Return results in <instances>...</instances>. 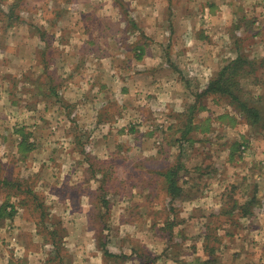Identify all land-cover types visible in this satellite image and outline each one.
I'll use <instances>...</instances> for the list:
<instances>
[{
    "label": "rangeland",
    "instance_id": "obj_1",
    "mask_svg": "<svg viewBox=\"0 0 264 264\" xmlns=\"http://www.w3.org/2000/svg\"><path fill=\"white\" fill-rule=\"evenodd\" d=\"M46 1L0 0V50L5 51L0 57V201L8 205L6 211H12L11 217L7 212L0 213V264L5 261L6 264L9 261L14 264H97L99 260L103 264H129L127 260L123 262L120 258L105 256L106 252L119 254L126 251L128 238L138 240L136 245L139 250L151 256L156 251L161 252L159 255L168 252L190 254L188 248L182 250L183 245L178 248L170 246L174 240L169 232L172 228L160 231L152 226L159 214H162L160 218L167 217V210L172 208L175 199L182 197L179 193L171 200L165 191V179L160 175V172L173 166L180 168V182L183 184L184 178L191 172L196 175L195 186H192L195 194H201L202 188L224 187L228 193L226 199L239 200L243 194L255 192L258 187L262 190V206L257 214L259 218L264 216V185L252 176L264 173V159L261 157V154L264 155V100L252 99V93L261 90V86H255L252 79L258 83L264 78V59L256 58L261 52L264 55V47L260 53L254 54V45L258 42L248 32H244L247 35L244 38L234 41L238 49L246 50L243 51L245 57L256 61L255 74L248 76L244 72L237 80L241 87L239 95L259 110L262 120L254 125L240 115L235 122L231 118L225 120L230 121L231 127H244L240 132L236 131V141L230 140L233 149L226 166L213 160L216 156L223 160L221 157L225 149L222 140L226 136L220 128L222 125L212 127L215 136L208 139L210 146H192L187 137L186 141L178 143V139L183 140L180 128L186 124L185 118L180 119V128L174 127L170 121L166 124L161 114L165 109L161 104L141 107L133 95H129L130 99L124 98L120 109L112 106L111 119L108 115L110 99L123 84L117 87L112 82L115 74L111 72L115 69L108 68V58L100 64L104 53L106 56L109 53L102 51L99 44H89L86 51L80 48L82 40L90 38V33L94 34L93 21H89L85 32L77 17L78 11L73 10L74 0H51L50 8ZM241 6L245 13L247 8L244 3ZM263 6L264 1L256 3L250 12L257 13ZM91 7H88L89 11H96L97 17L99 7ZM100 8L103 15L110 12L109 7ZM38 9L48 12H45L46 19H43L44 12L39 15ZM103 15L99 16L101 25L108 30L110 21ZM259 16L263 18L260 13ZM252 17L255 14L231 20V36L235 38L241 28L248 31ZM263 19L258 27L264 28ZM42 30L44 34L38 37ZM36 37L39 42L35 41ZM96 38L95 42L98 40L101 44L109 45L110 40L114 44L116 41L118 44L126 43L127 50L124 48L111 53H116L119 64L116 71L125 75L132 72L137 77L135 70L139 67L131 64L130 60H135L140 53L129 39L121 36L114 40L113 37ZM62 43L67 45L61 46ZM221 45L218 42L217 46ZM19 47L23 49L19 50ZM154 54L158 58L157 53ZM79 61L85 64L83 70L98 78L92 83L95 87L99 85V93L90 83L93 78H84L83 73L79 74L74 69ZM208 62L205 61L207 65ZM102 64L105 65L102 73L108 80H101L100 74H96ZM245 69L249 70L250 66L246 65ZM63 72L70 74L61 80ZM72 72L76 75L71 76ZM77 91H82V94ZM141 95L146 97L148 92ZM198 100H195L196 104ZM223 102L229 103L222 97L216 100L202 98L201 106L209 112L203 115L223 122L222 117L226 114ZM93 108L97 111L94 112ZM146 115L150 116L144 121L143 116ZM195 117L197 120L206 119L199 117V112ZM207 125L201 129H209ZM20 136L35 141L38 147L31 155L28 154L30 159H20V154L15 153L14 142ZM241 143L245 144L246 154L241 152ZM248 176L249 180L245 181L243 178ZM152 205L155 209L151 212L149 208ZM160 209H165V212L161 213ZM236 213L232 210L231 215ZM210 225L196 227L199 235L206 234L210 238L209 246L205 244L204 248L200 244L199 253L207 257L206 264L213 261L223 264L226 251H222L227 246L221 250L217 244H221L222 237H237L245 230L234 223L229 228H217L215 223ZM144 233L159 237L157 245L168 247L164 250L150 248L140 240L144 238ZM81 252L90 255L79 257ZM93 257L97 259L93 261Z\"/></svg>",
    "mask_w": 264,
    "mask_h": 264
},
{
    "label": "crops",
    "instance_id": "obj_2",
    "mask_svg": "<svg viewBox=\"0 0 264 264\" xmlns=\"http://www.w3.org/2000/svg\"><path fill=\"white\" fill-rule=\"evenodd\" d=\"M263 1L264 0H74L75 4L73 10L75 12L76 10L78 11L77 17L80 19L81 25L83 24L82 30L87 32L86 28L87 25L90 24L89 21H93L94 23V25H91L93 26L92 31L94 34L90 33V38L84 36L86 37V40H82L80 48L86 51V47L89 46V44L91 46L99 44L98 46L102 48V51H107V53H109V56H106V53H104L105 55H103L104 57L100 61V64L102 61L105 62L106 58H108V61H106L109 63L108 68L115 69L111 72L115 74L112 78V82L115 83L117 87L123 84L119 92L113 96V99H110L108 105V115L110 118L112 119V114L110 113L112 106L116 105L117 108L120 109V103L123 102L124 98L126 99L127 97L130 99L129 95H133V98H135L138 104H141V107L145 106L148 108L153 104H161L165 109L164 112L161 113L165 119V123L167 124V122L170 121L174 127L180 128L179 123L182 121L180 119L186 118L189 107L196 104L195 100L199 99L198 95L206 90L209 82L217 76L220 69L234 62L239 57H245L243 51L245 52L246 50L243 49L242 51L238 49L235 46L236 43L234 45V41H239L242 37L244 38L247 36L244 32H248L254 41L256 40L258 42V44L254 45V54H258L262 51L264 47V28L258 27L256 23H261L260 20L264 18V6L261 9L259 8L257 13H251L250 10L256 6V3L262 4ZM51 2V0L45 2L49 8ZM241 3H244L247 8L245 13L242 12L243 7L241 6ZM91 5L93 7H99V15L97 17L96 11H89L88 7L92 8ZM249 6L251 7L249 8ZM100 7H109L110 12L103 15ZM38 10H40L39 15H42L44 12L43 19H46L45 12H48L46 10ZM259 13L263 18L260 16L257 17ZM249 14H255V17H252V23L250 24L248 31H243L241 28L235 35V38L231 36V33H229V24L231 20H234L235 17L248 18ZM100 15L105 16V19L110 21V28L108 30L106 29V26L103 27L101 25ZM103 28L105 31H103ZM44 32L45 31L41 32L38 37H40L41 34H44ZM118 36L129 39L133 48H137L140 53L137 58H134L135 60H130L131 64H135L139 67V70H135L137 71V77H134V73L132 72H127V75H125L116 71L119 66L115 58L116 53L113 55L111 53L124 50V48L127 47L126 43L122 42L118 44L116 41L114 44L110 40L108 45L98 43V40L95 42L94 40L97 39L96 37H113L112 39L114 40L116 37L118 39ZM38 37L35 38V41L37 40V42L40 41ZM72 40L73 39H71L70 42ZM91 41L94 43L91 44ZM218 42L222 44L220 46L221 48L217 46ZM132 43H135V45ZM60 45L66 46L67 43H62ZM98 46H96V48ZM21 49H23V47H19V50ZM127 49L128 48H126V50ZM2 52L5 51L0 50V57L3 56ZM154 53H157L158 58H156V54ZM259 57L264 59L262 52L261 54H258L256 58ZM207 60L209 61L208 65L205 63ZM74 66V69L80 72L79 74L83 73L82 76H84V78H93V80H90L92 85V81L98 80V78L95 79V75L89 74L86 69L83 70L85 66L83 61H79V63ZM103 68H105V65H100L96 70V74H100L101 80L104 78L105 80H108L105 76L106 74L102 73L104 72ZM187 72H190L191 75H189V73L187 74ZM68 74L70 73L65 74L63 72L60 79H64ZM74 75H76V73L73 74L72 72L71 76ZM138 76L140 77L138 78ZM93 87L99 93V85L97 87L93 85ZM261 90L257 93H252V99L254 101L264 100ZM77 92H81L82 94V91ZM145 92H148L146 97L141 95ZM221 97L223 100L224 98L229 100L227 95H211L205 99L211 98L216 100ZM104 102L106 103V101ZM101 103L103 104V102ZM223 106H225L223 111L226 113L222 117L223 122H216L213 118H209L210 115H203L204 113L209 112L207 109L202 108L197 112H199V117H204L206 119L197 120L195 117L196 112L194 122L191 123L190 127L180 128V137H183V140L178 139V137H175V139H178V143H183V141L188 139L187 141L189 144L193 143L192 146H201L203 144L210 146L211 144L208 139L215 136L212 127H220L222 125L220 128L225 131L226 136L222 140L224 142L222 146H224L223 149H225L223 150V156L221 157L223 160L220 161L218 156L213 158V160H216L217 163H225V165L228 166V160L233 149L231 143L232 141L237 140L236 136L238 134L236 131L240 132L244 127H231V125H229L230 121L226 122L225 120L231 118L235 122L236 120H239V114L229 103L223 102ZM93 111L95 112L97 109L93 108ZM147 112H149V110H147ZM149 116H143L144 121ZM166 117H170L171 120ZM207 123H209V125H207ZM262 123L264 124V122ZM201 125H207V127H210L209 129H206L208 132L202 130L200 127ZM148 126H150V123ZM193 134H197L198 137L201 136L202 138H198ZM230 135L232 136V139L230 138ZM242 135L240 136V139H242ZM203 138L204 141L201 142ZM26 143L28 144L27 147H29V150L21 149V146ZM14 144L16 147L15 153L20 154V159H30L31 157H28V154L30 153L29 155H31L32 151L34 152L38 148L35 141H30V139L24 141L21 136L18 141L14 142ZM241 144H239V146ZM204 149H206V147ZM152 154L155 156L156 152L153 150ZM253 157L254 156L251 158ZM261 157L263 160L264 155L261 154ZM121 158L122 157H120V159ZM262 164H264V160L262 161ZM191 173L184 178V184L182 181L180 182V195L183 198L181 197L179 200L175 199L172 208L167 210L169 211L168 215H166L167 217L164 216L165 218H160L162 214H159V218L155 219L152 224V226L157 227L160 231H164L167 227L172 228L173 232H169L172 233L171 238L173 237L174 240L170 246L178 248L183 245L182 250L185 251L186 248H188L190 254L168 252V254L159 255L161 252L156 251V253L151 256L139 250V247L136 245V241L138 240L128 238L131 240L132 245L129 243V240H126V251L123 253L119 252V254H113L111 252L105 256L110 257L111 259L120 258L123 262L127 260L129 264H138L137 261H141V263L144 264H148L149 262L151 264H206L208 259L206 256L199 253V248L200 244L205 248V244L207 245L210 242V238H207L206 234L202 236L199 235L200 232L199 230L196 231V227H203V225L209 226L210 224L215 223L217 228H229L234 223L241 230H245V232H241L237 237L228 236L229 239L222 237L223 240H221V244H217L218 249L221 248V250L225 249V246H227V248L222 251H226V255L224 254L225 256L222 260L223 264H264V216L259 218L257 214L262 206L260 201V193L262 190L257 187L255 192H247L237 201L238 205H245V203L251 198V195L255 196L257 203L252 207V215L240 216L238 214L240 207L234 209L237 211L236 214L231 215L229 214L231 212L230 206L228 207V200L226 199L228 195L227 190L224 189V187L220 189L209 187V190L207 188H202L201 194H195L192 186H195L194 181L196 180V175H192ZM226 176H228V174ZM252 176H254L260 185H264V173ZM246 178L243 179L245 181L249 180V176ZM230 179L231 178H229V180ZM143 194H146V192ZM7 206H5L4 202L2 203V201H0V213H5L3 209L6 208L7 210ZM154 209L155 205H152V207L149 208V211L152 212ZM160 210L161 213L165 212V209ZM151 218L154 219V217ZM212 219H214V221H212ZM209 227L213 228L211 225ZM249 232L252 233L247 234ZM151 234L152 233H148L146 236L144 233V238H140V240H142L141 242L148 244L150 245V248H156L157 250H161V248L164 250L168 247L167 245L166 247L157 245L156 239H159V237ZM121 242H123V240ZM85 253L87 252H81L78 255L83 258L90 255H84ZM99 258H101V255H99ZM96 259L97 258L93 257V261ZM96 263L103 264L104 262L102 263V260H99V263ZM4 264H6V261ZM7 264L14 263L9 261ZM208 264H218V261H213Z\"/></svg>",
    "mask_w": 264,
    "mask_h": 264
},
{
    "label": "trees",
    "instance_id": "obj_3",
    "mask_svg": "<svg viewBox=\"0 0 264 264\" xmlns=\"http://www.w3.org/2000/svg\"><path fill=\"white\" fill-rule=\"evenodd\" d=\"M249 65L250 69L246 70L245 66ZM245 75H252L255 74L256 68H255V61H250L247 57H239L234 62L226 65L220 71L218 72L217 76L214 77L208 84L205 91H203L200 95H198V102L197 104L191 105L189 107V111L186 115V124L184 127H190L191 123L194 122V116L195 113L202 109V98H206L211 95H227L229 97V104L232 108L238 112L240 116H243L247 121H249V124L254 125L260 122L262 120V117L259 113V110H257L255 107L251 106L249 102L241 98L239 95L240 93V83L239 80H237V77L244 73ZM257 80L252 79V82H255V86H261V81L256 82ZM240 87V88H239ZM242 91V90H241ZM264 122V119H263ZM200 127H203L201 125ZM24 141H28V138L22 137ZM27 143L23 146H21V149L29 150V147H27ZM245 144H241V146H244ZM24 147V148H23ZM20 149V150H21ZM179 167H169L165 171L160 172V175L163 176L166 182V193L168 197L171 198V200L175 199L177 195H179L181 191V185H180V176H179ZM231 198V197H230ZM228 207L230 206V210L238 209V214L240 216H247L252 215L251 212L252 207L257 203L256 197L251 195V198L245 203V205H238V200H230L227 199ZM229 202V203H228ZM260 202V201H259ZM12 209V208H11ZM6 213V208L3 209ZM224 211V210H223ZM12 211L7 212L8 216H12ZM231 212L229 214H231ZM228 213V212H227ZM208 238V237H207ZM208 246L210 243L207 244ZM206 245V247H207ZM109 253L106 252V255Z\"/></svg>",
    "mask_w": 264,
    "mask_h": 264
},
{
    "label": "built area",
    "instance_id": "obj_4",
    "mask_svg": "<svg viewBox=\"0 0 264 264\" xmlns=\"http://www.w3.org/2000/svg\"><path fill=\"white\" fill-rule=\"evenodd\" d=\"M263 13H264V9H263ZM260 24V22H257L256 23V25H259ZM261 92H262V96L264 97V78L262 79V81H261ZM246 147L245 146H242V148H241V152H242V154H246Z\"/></svg>",
    "mask_w": 264,
    "mask_h": 264
}]
</instances>
